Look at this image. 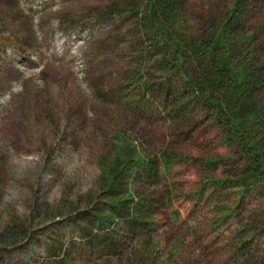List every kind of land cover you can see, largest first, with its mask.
Here are the masks:
<instances>
[{"label": "rangeland", "instance_id": "obj_1", "mask_svg": "<svg viewBox=\"0 0 264 264\" xmlns=\"http://www.w3.org/2000/svg\"><path fill=\"white\" fill-rule=\"evenodd\" d=\"M262 147L264 0H0V264H264Z\"/></svg>", "mask_w": 264, "mask_h": 264}, {"label": "trees", "instance_id": "obj_2", "mask_svg": "<svg viewBox=\"0 0 264 264\" xmlns=\"http://www.w3.org/2000/svg\"><path fill=\"white\" fill-rule=\"evenodd\" d=\"M213 44L215 45V43H213ZM200 47H201V46H200ZM203 48H205V47H203ZM245 75H246V74H245ZM245 75H244V73H243V76H245ZM228 94H230V93L228 92ZM235 112H236V113H237V112L242 113V115H241V117H240L239 119H241L242 123H244V121H245V120H244V117H245L246 114H243V109H241V108L239 109L238 107L235 106ZM236 118H237V115H236ZM261 152L264 153V147L261 148Z\"/></svg>", "mask_w": 264, "mask_h": 264}]
</instances>
